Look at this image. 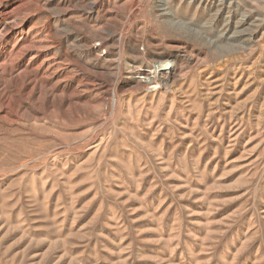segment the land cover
Instances as JSON below:
<instances>
[{
    "label": "rangeland",
    "instance_id": "374dc122",
    "mask_svg": "<svg viewBox=\"0 0 264 264\" xmlns=\"http://www.w3.org/2000/svg\"><path fill=\"white\" fill-rule=\"evenodd\" d=\"M0 264H264V0H0Z\"/></svg>",
    "mask_w": 264,
    "mask_h": 264
},
{
    "label": "bare ground",
    "instance_id": "6f19581e",
    "mask_svg": "<svg viewBox=\"0 0 264 264\" xmlns=\"http://www.w3.org/2000/svg\"><path fill=\"white\" fill-rule=\"evenodd\" d=\"M165 65L166 64H159V65L155 66L152 71L147 72L146 75L143 76L145 82L148 83V84H151L152 87H153L154 86L153 84H155L154 83L155 82V76L154 75H156V73H159V74H162V75H167V77H168V74L170 73V71H166L167 67H165ZM151 73H153L154 75H151ZM162 80H164V79H162Z\"/></svg>",
    "mask_w": 264,
    "mask_h": 264
}]
</instances>
